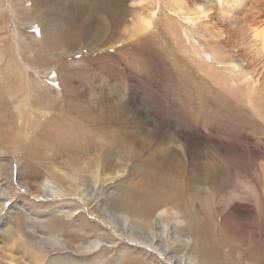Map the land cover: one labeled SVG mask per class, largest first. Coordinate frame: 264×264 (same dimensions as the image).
Instances as JSON below:
<instances>
[{
	"label": "bare ground",
	"instance_id": "bare-ground-1",
	"mask_svg": "<svg viewBox=\"0 0 264 264\" xmlns=\"http://www.w3.org/2000/svg\"><path fill=\"white\" fill-rule=\"evenodd\" d=\"M51 1L30 0L34 22L42 28L39 36L29 37L30 41H39L37 45L49 54L73 52L76 46L90 42L89 38L107 43L109 31L124 24L127 14L123 0H95L86 4L84 0L82 4H70L71 22L64 24L56 18L45 19V14L58 10ZM25 2L15 8L11 0H0V38L6 40L8 49L15 54L8 59V53H0V155L15 158V164L0 162V181L7 183V186L0 185V235L11 243V247L5 245V253H0V264H25L24 258L27 264H64V261L109 264L107 252L112 250L108 248L114 249V246L118 247L115 264H163L155 258H160L159 255L164 256L168 264H226L220 250L227 248V241L222 238L223 233L216 238L219 232L212 226L215 222L211 215L215 210L223 215L227 203L243 197L218 194L227 183L228 171H223L221 176H208L198 167L203 144L216 142L220 148L223 142L229 141H224L226 137H217L222 132L221 127L212 124L205 134L197 125L178 127L158 122L136 98H126L119 83L111 87L105 85L102 90L105 82L99 79L96 83L84 77L82 71L72 72L69 66L61 65L64 61L60 59L55 71L60 74L56 73L60 91L54 93L46 86L47 92L41 93L45 78L39 76L41 83L37 81L40 91L37 90L36 100L47 107L40 106L41 111L37 112L38 103H30L24 92L29 69L25 53L24 57L18 53L24 47L18 43L19 34L13 26L16 22L17 26L29 27L24 22ZM214 2L221 8V0H209L182 13L180 4L171 3L172 8L178 7V10L171 11L165 21L168 31L176 38L184 37L182 34L189 38L191 44L186 52L196 58L194 62L206 75L207 83L223 91L212 88L209 92L215 102L222 107L242 108L239 110L242 114L249 112L255 120H264V86L257 84L256 76L235 64L225 66L222 72L226 71V75L220 73L214 68L215 63L204 57L181 29L180 20L200 21ZM227 2L231 3V9L239 8L237 13H240L245 0ZM11 12L7 20L3 14ZM99 13L105 14L112 25L100 19L96 21L93 17ZM224 15L233 19L230 24L242 37V48L250 51L248 54L253 53L258 63L263 62L264 44L259 42L257 30L248 21L251 14L227 12ZM131 20L128 34L136 37L134 41L152 33L150 15L133 14ZM262 36L264 40V34ZM52 70L45 75L49 77ZM33 82L31 79L35 90ZM199 88L197 85L196 90ZM139 120L141 128L136 126ZM191 129L197 133L195 137L187 135ZM176 146L180 147L179 152ZM235 156L239 163L249 165V152L244 148L236 150ZM13 175L25 193L46 200L58 199H53L56 202L52 203H35L17 197L1 216L5 202L13 199L15 193ZM111 183L114 185L110 186ZM238 185L243 193H250L245 201L253 205L242 206V211L234 205L221 217L222 224L226 219H231L233 225L240 224L238 232L227 227L236 239L232 247L227 245L232 248L230 261L231 264H242L243 260L244 264H264V215L258 191L252 192L245 182ZM214 196L216 208L210 210L205 204ZM90 216L98 217L102 225L125 242L120 243V239L90 220ZM136 249L137 253L132 252ZM14 250L21 257L15 256Z\"/></svg>",
	"mask_w": 264,
	"mask_h": 264
},
{
	"label": "rangeland",
	"instance_id": "rangeland-1",
	"mask_svg": "<svg viewBox=\"0 0 264 264\" xmlns=\"http://www.w3.org/2000/svg\"><path fill=\"white\" fill-rule=\"evenodd\" d=\"M22 1L23 0H11L12 4L15 5V8L17 5H21ZM24 1H26L27 10V13L24 14V22L26 23V26L29 25V27L17 26L16 22H13V26L15 31H18L17 34H19L17 35V37L19 36L18 43H20V46L24 47V50H21L18 53H22L23 57V53H25V58L27 59L25 62L26 67L29 70L26 71L28 81L24 87V92L30 103L34 101L37 102L36 98L38 95H36V93L37 90L40 91L37 86V81L39 84L41 83V81H39V76H43L45 78L42 81L43 84L41 83V86H43L40 91L41 93L44 94V92H47L46 86L50 90L52 89L54 93H58L60 91V86L57 81V75L60 76V74L55 72L60 64V62L57 63V60L60 59L64 61L61 62V65L65 64L63 66H69V69L72 72L82 71L85 74L84 77L89 79L91 78L95 80L96 83H98L97 81H99V79L105 82L103 83L104 85L101 86L102 90L106 87L105 85L111 87L115 83H119L125 97L136 98L141 107L146 108L155 118H157L158 122L173 124L178 127H187L191 124L197 125L205 134L209 133L212 124L221 127L222 132L217 137L222 139L226 137L227 139L225 138L224 141H229H226L227 144L223 142L222 147L220 148L217 146L216 142L203 144L204 146L202 147V153L199 157L200 160L198 163L200 172H203V175L208 176H212L213 174H220L221 176L223 171H228L229 173L226 175L227 183L224 186L226 188L223 189V187L220 189L218 194L221 192V197L228 194H235L243 197V199L236 197L232 199L231 202L227 203L224 207L225 209H223V215L229 210V208L234 207V205L235 207H238L239 211L243 210L242 206H248L250 204L253 205L252 203L245 201L248 200L251 195L250 193L246 195L245 192L243 193V191L239 189L238 183L241 185V182H245V184L248 185V189L252 192L255 190L258 191L263 211L261 213L264 215V120H255L256 118L254 116L252 117V114L249 112L242 114L239 112L242 108L237 110L224 105L222 107L220 103L218 104L215 102V100L210 97L211 95L209 92L213 91L212 88H214L215 91H223L214 84L211 85L209 81L207 83L206 75L204 73V75L202 74V69L198 68L197 64L194 62L196 58L186 52V48H189V45L191 44L189 43V38L184 34H182V36L186 38L174 37L171 31H168L169 26L165 22L171 11L178 10V7L173 9L171 3L172 5L175 4L173 2L180 4L182 13L183 11H190L196 4H202L209 0H123V8H125V13H127L125 22L124 24L121 23L115 31H109L110 39L107 43H104L103 41L102 43L101 41L97 42V40L89 38L88 40L90 42L76 46L73 52L65 50L61 52H53L51 54L47 51H42L40 45H37L39 41H30L31 35L39 36L42 28H40L37 21L34 22L35 19L32 11L33 6H31L32 3L30 0ZM83 1L84 0H55L54 2L52 0L51 4L55 5L58 10L45 14V19L47 21H51L52 18H56L59 23L70 24L71 21L68 15L73 12V10L69 8L70 4H82ZM85 1L86 4L88 2L93 3L95 0ZM221 2L222 4L219 5L222 9L219 6H216L214 2V5L210 7L211 10L208 14L206 12V15L203 16L200 21L188 23L180 20L179 22L184 25L183 28L180 24L181 29H183L193 40L192 45L196 46L204 57L211 59L215 63L214 68L221 71L220 73H227L226 71L222 72L227 64L239 65L241 69L255 75L258 80L257 84L263 87L264 72H262V70L264 71V61L258 63L253 53L248 54L250 51H246V48H242V37L235 33L234 25L230 24L233 19H228L225 15H222L227 12H229V14H251L248 21L257 30L259 42L264 44L262 36L264 34V0H245V3L243 4L244 8L240 13H237V11L240 10L239 8L234 10L231 9V3H228L227 0H221ZM11 14L12 12L10 14L3 15L7 20H9ZM133 14H137L142 17L150 15V17H152V35H143L138 41H134L136 37L131 38L128 32L130 33L131 28L129 26H131V17ZM93 18L96 21L100 19L101 22L103 21L108 23L110 26L112 25L108 22L106 15L103 13H99ZM1 21L2 20L0 19V23ZM91 21L92 19L87 24L90 25ZM5 25L7 26L8 23L6 22ZM93 31L96 32V30ZM211 32H213V34H211ZM105 38L107 39V35ZM12 44L11 46L14 47ZM8 46L9 44H6V40L4 38H0V53H8V59H10L11 55L14 57L15 54L10 52ZM60 53L61 55H58ZM20 58L22 59V57ZM22 61L24 62V60ZM205 62H208V60L206 59ZM174 64H178L179 66ZM178 67L180 68L179 71ZM49 70H52L53 73L48 77V75L45 74H48ZM111 73L113 74L110 77ZM31 79L34 81L35 90L33 89L32 83H30ZM197 85L200 87L198 90H196ZM202 85H207V87H203ZM37 103L39 107L37 112H40L41 108L47 107L45 103ZM232 105H234L235 108H238L235 104ZM136 126L139 128L142 127L141 120L136 121ZM184 129L186 130L188 128ZM195 134L197 133H194L193 129L187 131V135H193L195 137ZM199 134L200 133H198V135ZM177 147L178 146H176L175 149L179 152L180 147ZM240 148H244L249 152V165L239 163L236 160V150H239ZM0 162H14L15 164V158L13 156L2 154V156L0 155ZM186 167L189 169V166L186 165ZM13 181L16 182V177L14 175ZM230 183L232 184L230 185ZM15 184L16 188H13L15 191L13 199L5 202L1 216H3L5 210L17 197L25 198L28 201H36L35 203H52L51 201H54L53 199H58L52 198L51 200H46L45 197L42 196L27 194L25 193L26 191L17 184V182ZM0 185L7 186V183L0 181ZM111 185H114V183H111L110 186ZM209 200L208 204H205V207H208L210 210H215V204L217 203V201L215 202L216 197L214 196L213 199ZM214 214L217 216L218 213L216 210L214 211ZM214 214L211 215V220L215 222L212 223V226L215 228L217 233L219 232L216 238H220L219 234L223 233L222 238H225L227 245L229 243L228 246L232 247V244L236 239L231 236L230 230H228L227 227L238 232L240 224L234 223L233 225V222L230 221L231 219H226L223 221V223L225 222L226 224H222L223 215L220 216L218 214L216 217ZM90 220L100 224L115 238L120 239L115 233L109 230V228L102 225V223L99 222L98 217L90 216ZM226 230H228V232ZM124 242L125 241L123 239H120V243ZM251 242H254V239H252ZM10 244L11 243L8 242L7 239L3 240L0 235L1 254L5 253V245L6 247H11ZM121 245L124 246L123 244ZM227 245V248L223 247L220 250L222 251L220 254L223 256L221 259L223 258L222 260L224 261L225 257L224 262H226V264H231L230 256H232V248L229 249ZM114 247V249L108 248L109 250H112L111 252H107V257L110 259H107L109 260V264H115L114 258L117 255L116 253L118 252V247ZM233 248L237 250L235 246H233ZM132 252L137 253V249L136 251L132 250ZM13 254L17 257H21V254H17L16 250H14ZM54 255L55 253H53V256ZM159 257L160 258L155 257L157 261L163 264L169 263L165 260L164 256L159 255ZM52 259L57 258L52 257ZM78 260H76V262ZM22 262L25 264L28 263L26 258H24ZM240 263L244 264V260L240 261ZM64 264H69V262L64 261Z\"/></svg>",
	"mask_w": 264,
	"mask_h": 264
}]
</instances>
